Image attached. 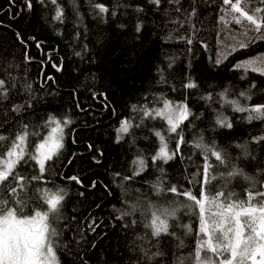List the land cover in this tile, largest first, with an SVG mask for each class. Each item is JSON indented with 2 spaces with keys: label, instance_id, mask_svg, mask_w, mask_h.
<instances>
[{
  "label": "trees",
  "instance_id": "16d2710c",
  "mask_svg": "<svg viewBox=\"0 0 264 264\" xmlns=\"http://www.w3.org/2000/svg\"><path fill=\"white\" fill-rule=\"evenodd\" d=\"M31 3L29 9L27 0H0V78L8 73L10 85H14L8 99L0 100V133L14 137L21 124L27 123L29 131L38 133L30 137L34 145L50 131L45 127L50 116L69 118L73 123L64 129V148L58 158L47 163L43 179L26 184L20 193L24 214L47 211L41 189L67 193L59 212L50 219L58 233L52 239L59 264H137L141 245L151 246V251L158 246L164 252L151 264H174L176 256L188 257L196 244L198 209L181 195L157 194L153 185L163 180L165 188L176 185L196 192L199 185L191 183L193 173L204 161L194 144L201 136L205 144L214 140L232 158L227 168H217V174L237 164L245 174L259 178V170L264 169V144L252 143L251 138L264 134V122L248 123L243 119L245 114L233 112L219 94L229 89L228 99H239L241 104L264 103V76L235 67L263 53L264 40L238 48L217 64L220 0H180L179 4L162 0L158 7L148 0ZM96 3L110 9L117 3L131 7H117L115 17L104 14L102 18L94 8ZM58 6L64 12L62 20L55 19ZM137 6L143 12H136ZM193 7L196 15L189 16ZM138 23L143 25L139 32ZM193 32V43L188 44L184 37ZM190 81L197 87L186 88ZM251 83L257 87L252 89L253 99L246 101L239 93L248 90ZM165 98L173 103L187 102L197 118L184 122L186 142L180 155L168 163H153L150 158L159 148L153 131L167 136V125L159 118L143 117L140 108L145 104L160 108ZM16 104L30 106L16 113L12 111ZM218 114L233 119V128L218 127ZM122 120L132 124L128 133L117 132ZM171 136L169 151L175 150L178 139ZM245 142L252 154L248 158L237 147ZM138 159L145 160V170L132 180H124L139 171V164L133 163ZM17 171L26 178L40 175L38 165L31 160L19 165ZM71 176H78L80 183L69 180ZM223 183L214 181L211 190ZM249 187L250 182L243 177L228 184V190L240 199ZM4 198L16 206L12 203L16 198L7 191ZM132 206L136 211L122 218V213L132 212ZM157 208L176 210L167 219L174 236L148 235L151 229L145 225L150 222L149 213ZM133 219L135 225L131 224ZM185 226H191L192 232ZM177 237L184 243L179 250ZM184 264L192 262L185 260Z\"/></svg>",
  "mask_w": 264,
  "mask_h": 264
},
{
  "label": "snow or ice",
  "instance_id": "6c2138e0",
  "mask_svg": "<svg viewBox=\"0 0 264 264\" xmlns=\"http://www.w3.org/2000/svg\"><path fill=\"white\" fill-rule=\"evenodd\" d=\"M148 2L158 7L162 0H148ZM169 2L179 4L180 0H169ZM52 3L56 4L57 0H52ZM121 6L131 7V5L117 3L110 9L104 3L94 4V8L98 10V14L102 18L104 14L115 17V9ZM27 7L32 8L31 0H27ZM218 8L219 23L225 26H240L243 29L240 35L249 41L264 40V0H220ZM143 10L140 6L135 8L136 12H143ZM176 11H180V8H177ZM195 15L196 8L193 7L189 16ZM63 17V9L58 6L55 19L62 20ZM142 26L141 23H138L136 31L139 32ZM192 27L195 28L194 25ZM249 32L257 35L249 37ZM16 36L21 43H24L19 32L16 33ZM194 36L195 32L191 37H184V39L188 44H192ZM238 47L240 49L247 48L248 43L245 40H240ZM237 50L236 45L231 47L232 52ZM224 58L226 59L227 56ZM221 62V59L216 60L217 64ZM235 67L243 69L245 73L251 70L264 76V57L241 61ZM3 75L6 78H0V100H7L10 87H14V85H10V74L3 73ZM27 87L30 88V86ZM185 87L195 88L197 85L190 81ZM256 87L255 83H251L248 90L239 93V97L251 101L254 95L252 89ZM219 95L224 99L225 104L232 107L233 112L245 114L243 119L248 123L264 122V103L241 104L239 99H228L229 89H225ZM207 98L211 99V96L209 95ZM162 104L163 106L160 108H149L147 104L140 108L143 117L159 118L167 125L165 130L167 136L160 130L153 131L159 140L158 151L150 158L153 163L156 161L168 163L180 155V147L186 142L183 132L184 122L191 123L190 117L197 118L187 102L173 103L165 98L162 100ZM27 106L30 105H13L12 111L21 113ZM132 107L135 110L137 106L133 105ZM215 122L220 128H233V119L228 116L218 114ZM72 123L73 121L69 118L60 120L50 116L45 122V127H49L50 131L39 143L34 145L30 142V137L36 136L38 133L29 131L27 123L21 124L20 130L15 133L14 137L0 133V264H59L56 254L57 246L52 239L58 233L55 228L51 227L50 219L59 212L67 193L63 189H57L55 192L48 189L39 190L44 193L47 211H36L31 216L24 214L25 202L19 196L25 190L26 184L42 180L43 174L47 170V163L59 157L64 148V129ZM131 127L130 121L122 120L117 132L128 133ZM171 134L178 137L173 151H169ZM251 142L264 144V134L253 136ZM247 145L248 142L237 145L242 149L245 158L252 156ZM194 146L202 151L204 161L203 165L193 173L191 183L199 185L195 193L191 189H179L176 185L165 188L163 180H158L153 185L157 194L168 192L181 195L192 202L191 206L198 209L199 227L196 232L194 251L189 253L188 257L176 256L174 264H184L185 260H191L192 264H264V169L259 170L258 179L245 174L244 169L237 164H232L231 169L227 172L217 174L218 167L227 168L231 163L232 158L227 150L219 147L214 140L210 144H205L203 136L195 142ZM89 147L91 148V145ZM29 160L35 161L38 165L40 175L26 178L17 171L19 165L26 164ZM133 163L139 164V171H134L132 175L123 177L124 180H132L146 168L144 159H138ZM161 174H164L163 169H161ZM197 177L199 179H196ZM235 177H243L250 182V187L244 191V199H240L237 193L228 190V184ZM68 179L80 183L78 176H71ZM214 181H224V183L217 190L212 191L210 186H213ZM95 184L96 182H93L92 186L95 187ZM5 191L16 198L12 201L16 205L15 207L10 206L9 200L4 198ZM135 211V206H132V212L122 213V218L132 215ZM175 211V209L161 210L158 208L152 210L149 213L150 222L145 225L151 229L148 235L155 238L161 237V234L174 236L175 233L169 232L167 219L170 215L174 216ZM136 223L135 219L131 221L132 225ZM185 227L188 233L192 232L191 226ZM91 230L95 231V226H91ZM138 239L145 240L146 237H138ZM177 239L179 240L178 237ZM158 243L157 240V245ZM183 247V241L179 240L177 250ZM163 256L164 252L159 250L158 246L156 251H151V246L146 248L141 245L137 264H151L157 257Z\"/></svg>",
  "mask_w": 264,
  "mask_h": 264
},
{
  "label": "rangeland",
  "instance_id": "374dc122",
  "mask_svg": "<svg viewBox=\"0 0 264 264\" xmlns=\"http://www.w3.org/2000/svg\"><path fill=\"white\" fill-rule=\"evenodd\" d=\"M220 36H219V54H218V58L223 60L225 59L224 56H227L229 53H231V47L233 45L238 47V41L240 40H245V42L249 44H251L252 42L256 41L255 40H247L245 37L241 36L240 33L241 31H243V29H235L233 28L231 25L230 26H225V25H221L220 26ZM257 34L249 32L248 36L249 37H253ZM260 57H264V52L260 53L256 56L251 57L250 59L253 58H260ZM249 60V59H248ZM31 216V215H30Z\"/></svg>",
  "mask_w": 264,
  "mask_h": 264
}]
</instances>
